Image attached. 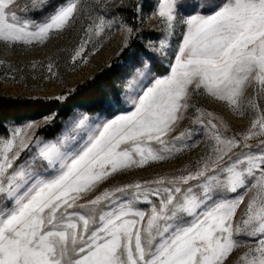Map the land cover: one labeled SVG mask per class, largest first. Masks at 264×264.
<instances>
[{"label": "snow or ice", "instance_id": "obj_1", "mask_svg": "<svg viewBox=\"0 0 264 264\" xmlns=\"http://www.w3.org/2000/svg\"><path fill=\"white\" fill-rule=\"evenodd\" d=\"M18 8L0 0L5 46L43 44L72 25L83 5L30 0L23 15ZM151 15L163 36L132 47V25L92 10L68 49L72 65L87 63L86 49L97 52L107 30L124 34L121 51H131L119 65L120 83L103 89L99 112L73 108L51 139L38 132L55 111L5 124L0 264H227L240 237L252 246L233 264H264V0H156ZM57 67L49 58L43 79L58 78ZM70 91L45 99L63 105ZM202 95L251 113L249 123L229 135L222 117L194 102ZM190 109L207 133L205 151L152 179L112 182L188 147L198 130L177 125Z\"/></svg>", "mask_w": 264, "mask_h": 264}, {"label": "rangeland", "instance_id": "obj_2", "mask_svg": "<svg viewBox=\"0 0 264 264\" xmlns=\"http://www.w3.org/2000/svg\"><path fill=\"white\" fill-rule=\"evenodd\" d=\"M15 2L19 5L17 9L18 14L23 15L24 6L29 4L30 0H15ZM80 2L83 5V10L77 16L76 21L64 31L59 33L54 32L43 44L34 42L31 45H26L21 42L15 46H5L4 43L0 42V61H3V63H0L1 94H7L12 97H54L61 91L75 89L78 84L92 78L95 73L111 65L113 62H116L119 68V65L125 61L131 50L128 51L126 56L120 57L123 53L121 51V44L124 34L116 27L106 31V38L101 39L97 45V52L92 53L91 46L86 49V53L88 54L87 63L77 62L76 65H72L68 59V49L73 46L74 42H79L77 36L80 33L81 26L92 10H95L97 14L108 15L109 19L113 17L120 19V17H123L130 25H132L133 14H135L136 22L133 27L136 32L132 38V42L134 39L136 40L135 45H144L149 41H157L164 34L163 25L160 23L159 18L151 15L156 0H80ZM137 5L142 6L140 12L136 9ZM178 31L179 28H177ZM170 42L174 43L175 38H171ZM49 58L58 65L54 69L58 72V78L44 80L43 76L47 74L46 66ZM33 61L37 62L35 69L31 67ZM158 66L163 71L167 67V62L165 61ZM153 71L156 70L153 68ZM249 94H252L251 89H249ZM194 102L207 112H212L217 117H222L224 123L228 125L226 131L229 135L245 128L251 118V113L241 116L231 111L223 103L207 96H197ZM261 102L264 103V97H261ZM194 114V109H190L185 119L177 125L178 131L185 127H192L198 130V134H194L190 140L186 139L184 141L188 144V147L183 148L182 151L177 152L170 159L152 162L143 167L134 168L124 174L117 175L112 182L152 179L158 174L171 172L173 169L180 168L205 151L208 147L207 133L202 126L192 123L191 117ZM204 118L208 119V117ZM221 130L224 131L225 129L222 128ZM250 143L254 146L256 140L253 139ZM177 146L180 147V145ZM140 206L143 207L145 205L141 202ZM244 207L245 204L242 203L240 208H238L236 217L234 218L235 221L240 220ZM239 239L241 246L234 249L230 254L227 264H233L248 247L252 246L246 242L251 238L240 237Z\"/></svg>", "mask_w": 264, "mask_h": 264}, {"label": "trees", "instance_id": "obj_3", "mask_svg": "<svg viewBox=\"0 0 264 264\" xmlns=\"http://www.w3.org/2000/svg\"><path fill=\"white\" fill-rule=\"evenodd\" d=\"M135 14H133L132 26L135 25ZM136 40L132 42V47H136ZM134 45V46H133ZM125 49L120 57L127 55ZM156 72H161L159 66L154 68ZM120 70L113 62L111 65L102 68L94 74L92 78L87 79L81 84H78L74 91H70L69 99L61 105L60 102L45 98H30V97H12L7 94L0 93V135L5 134V124L8 121L22 123L28 119H40L43 115H47L48 111L59 113L55 121L50 125L42 127L38 134L46 138H53L54 135L61 131L63 122L71 115L73 108H79L83 111L99 112L102 104L100 102L101 93L107 86L111 89L113 84H119ZM95 99L97 102L93 106L87 104L75 103L76 100Z\"/></svg>", "mask_w": 264, "mask_h": 264}]
</instances>
